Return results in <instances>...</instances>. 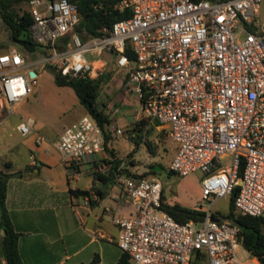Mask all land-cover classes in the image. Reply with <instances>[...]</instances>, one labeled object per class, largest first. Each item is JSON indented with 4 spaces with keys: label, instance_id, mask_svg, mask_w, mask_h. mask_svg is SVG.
Segmentation results:
<instances>
[{
    "label": "built area",
    "instance_id": "built-area-1",
    "mask_svg": "<svg viewBox=\"0 0 264 264\" xmlns=\"http://www.w3.org/2000/svg\"><path fill=\"white\" fill-rule=\"evenodd\" d=\"M262 1L120 0L113 8L131 10V16L84 40L77 5L30 0L29 36L46 52L30 62L18 44L0 51V123L12 105L33 93L36 65L55 60L63 75L95 78L107 62H91L87 54L107 51L125 71L124 87L141 103L139 119L147 118L179 143L170 169L181 176L201 172L204 199L231 196L240 185L236 211L264 218ZM120 112L116 107L111 114ZM35 125L26 117L17 129L26 136ZM108 129L113 139L126 135L114 122ZM105 139L103 127L87 112L63 129L56 147L70 166L100 165ZM116 185L133 205L132 214L114 219L117 243L130 264H244L239 226L214 213L212 203L198 207L205 212L201 221L180 223L162 209L158 177L122 172Z\"/></svg>",
    "mask_w": 264,
    "mask_h": 264
},
{
    "label": "crops",
    "instance_id": "crops-1",
    "mask_svg": "<svg viewBox=\"0 0 264 264\" xmlns=\"http://www.w3.org/2000/svg\"><path fill=\"white\" fill-rule=\"evenodd\" d=\"M36 53L40 51L31 52ZM123 77L118 79L115 89L121 98H124L121 93ZM12 112L13 109L4 114L0 125ZM139 118L129 120L125 127H132ZM75 121L62 126L54 123L44 132L28 139L26 145L30 155L24 165L18 166L7 159L5 169L0 162L1 167L12 174L8 182L6 206L12 225L20 234L18 245L24 264H116L124 254L117 243L119 231L114 219L132 214L133 205L123 188L116 184L104 186L100 180L94 179L95 171L106 172L109 169L108 155H103L100 165L94 162L77 168L68 165L56 147L60 133ZM151 126L155 128L153 138L159 143V135L167 133L154 123ZM40 138L43 140L40 141ZM176 152L177 148L173 157ZM129 167L132 168L131 165ZM81 176H90L91 179L82 186L79 184ZM105 188L108 194L102 197L98 189ZM70 189H83L90 193L79 196L71 193ZM3 234L2 228L0 264H7L1 244Z\"/></svg>",
    "mask_w": 264,
    "mask_h": 264
},
{
    "label": "trees",
    "instance_id": "trees-1",
    "mask_svg": "<svg viewBox=\"0 0 264 264\" xmlns=\"http://www.w3.org/2000/svg\"><path fill=\"white\" fill-rule=\"evenodd\" d=\"M29 1L30 0H0V16L11 31L10 36L13 42L23 46L31 52H46L44 46L35 43L31 36L27 39L21 38V35H25L24 31H28L29 33L31 26L34 23L33 13L29 7ZM69 1L78 7L80 22L77 25V30L84 40L89 37L103 34V28L112 27L113 23L116 21L126 19L132 14L131 10L119 11L113 8V6L120 0ZM3 48L5 47L0 45V51L3 50ZM104 53L111 54L107 51ZM110 63L111 67L105 69V71L95 78L88 76L70 77L63 75L59 62L55 60L48 61L45 64V69L53 74L56 85L60 87H71L75 91L79 102L86 108L88 113L98 120L105 131V150L107 155L111 158L107 160L110 167L106 172H94V179L100 180L104 186L115 185L117 175L122 172H126L134 177L148 176L157 173L155 170H150L138 174L131 171L129 164L127 163L123 169H120V166L122 163L126 162V159L119 157L114 147L115 139H113L108 129V126L114 120L111 117V113L107 112V105H99V98L104 87H106L111 81L115 71L118 70L115 60ZM145 125L148 126L145 127ZM154 129L155 128L154 126H151L150 121L144 117L135 121L132 127H125L124 132L135 144L134 149L128 154L127 158L133 157L143 143L146 144L149 153L153 154V156L157 155V146L155 139L153 138ZM159 136L162 137V134ZM130 163L135 164L133 160L130 161ZM242 173L243 166L239 170V175L242 176ZM11 176L12 174L7 173L0 165V205L2 207L0 230L5 226L3 229L4 234L1 238V244L7 264H24L18 245L20 234L12 225L6 206L8 182ZM107 188L104 190L98 189V192L101 193L102 197H105L108 194ZM240 189L241 186L237 185L230 196V210L228 214H216L222 219L229 220L239 226L242 247L247 250L253 258L258 259L260 263L264 264V218L245 215L236 211L235 199ZM70 192L79 196L89 195L90 193L88 190L83 189H70ZM162 209L180 223H187L190 220L198 222L205 216V212L200 208L189 207L178 202H169L167 195L165 194V187L162 193ZM116 264H130L128 255L124 253L120 261Z\"/></svg>",
    "mask_w": 264,
    "mask_h": 264
},
{
    "label": "rangeland",
    "instance_id": "rangeland-1",
    "mask_svg": "<svg viewBox=\"0 0 264 264\" xmlns=\"http://www.w3.org/2000/svg\"><path fill=\"white\" fill-rule=\"evenodd\" d=\"M259 19L264 22V0L261 2V10ZM11 31L0 16V45L3 50L8 49L17 43L11 40ZM62 39L58 40V44ZM19 45V44H18ZM21 46V45H19ZM24 48L23 46H21ZM1 50V51H3ZM26 53L29 61H38L41 53L31 54L27 49ZM89 61L96 62L106 60L108 62L106 69L111 67V63L115 60V55L102 53H88ZM36 65L34 69L38 73L36 81H31L33 93L29 99L12 105L10 108L13 112L6 117L3 124L0 125V162L3 167H6L5 160L11 159L18 166L24 165L29 160L30 151L27 149L26 141L32 138L34 134L44 132L50 125L56 123V126L67 125L86 113L85 107L79 102L75 91L69 87H60L56 85L54 76L48 70L45 71V65L40 64V68ZM41 70V71H40ZM105 71V70H104ZM43 72V73H42ZM117 71H115L116 74ZM114 74V75H115ZM125 74V71L119 70L113 75L112 82L104 87L100 98L99 105H107L108 112H112L116 107L121 109L120 113H112L111 116L118 126L125 130L129 120L138 116V111H141V103L137 99L135 92L125 86L121 93L124 98H121L119 92H115L117 81ZM20 117H33L36 121V131L23 136L18 130L17 125L20 122ZM157 155L149 153L146 144H142L139 150L133 157L127 158L128 154L134 149L135 144L127 135H123L120 139L114 142V147L120 156L126 159V163L131 165V171L136 173H144L153 170L154 167H160L156 174H152L161 180L165 187V194L169 202H178L189 207L208 206L212 203L214 213L228 214L230 210V196L221 199H216L211 195L209 199H204L202 196L201 180L203 174L201 172L191 173L186 176H181L170 170V164L174 159L173 154L175 148H179V143L173 141L166 134H162L159 138V143H156ZM135 164H131L130 161ZM226 162L228 159L225 160ZM91 179L90 176H81L80 185H84L86 181ZM239 255L244 264H257L253 256L241 248Z\"/></svg>",
    "mask_w": 264,
    "mask_h": 264
},
{
    "label": "water",
    "instance_id": "water-1",
    "mask_svg": "<svg viewBox=\"0 0 264 264\" xmlns=\"http://www.w3.org/2000/svg\"><path fill=\"white\" fill-rule=\"evenodd\" d=\"M24 34H25V35H21V38H22V39H27V38L29 37V33H28V31H24ZM31 75H32V76H35L36 73H35L34 71H32V72H31ZM154 170L157 171V170H161V169H160V167H154ZM1 214H2V207H1V205H0V221H1ZM213 218H214L215 220H220V218H219V217H216V216H214ZM4 228H5V226H3V229H4Z\"/></svg>",
    "mask_w": 264,
    "mask_h": 264
}]
</instances>
